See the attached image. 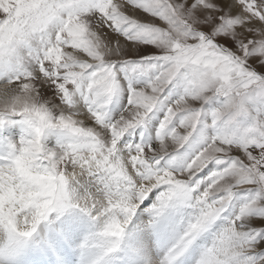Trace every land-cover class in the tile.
I'll list each match as a JSON object with an SVG mask.
<instances>
[{"label":"snow or ice","instance_id":"1","mask_svg":"<svg viewBox=\"0 0 264 264\" xmlns=\"http://www.w3.org/2000/svg\"><path fill=\"white\" fill-rule=\"evenodd\" d=\"M0 264H264V0H0Z\"/></svg>","mask_w":264,"mask_h":264}]
</instances>
